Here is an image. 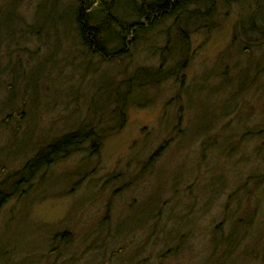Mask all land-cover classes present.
Wrapping results in <instances>:
<instances>
[{
    "label": "rangeland",
    "instance_id": "1",
    "mask_svg": "<svg viewBox=\"0 0 264 264\" xmlns=\"http://www.w3.org/2000/svg\"><path fill=\"white\" fill-rule=\"evenodd\" d=\"M251 1L241 4L218 1L211 23L193 33L195 19H168L149 33V48L144 49L138 43L140 48H134L132 61L121 63L115 58L95 66L101 74L94 76L92 68L91 74L84 75V82L76 85L85 90L78 97L80 111L75 114L72 111L78 107L71 100L65 101L64 93L58 94L54 86L53 91H57L53 92L52 100L50 82L39 74L48 68L44 59L52 63L51 72H45L49 76L65 72L64 59L60 64L55 60L56 66L50 59L51 48H45L44 42L50 35L58 34L60 39L62 33L73 34L69 22L72 2L1 1L0 164L7 163L5 171L19 169L35 152L27 151L33 143L44 144L77 128L80 122L91 119L95 131L113 126L114 120L108 119L113 105L109 99L101 103L96 93L98 87L105 85L102 78L114 74L117 82H121L125 71L127 77L132 68L160 65L158 49L169 39L181 43L178 37L185 32L189 33V51L177 48L187 58L183 70L178 67L169 81L144 92L146 102L127 109L125 125L112 136L104 133L93 156L80 151L45 171L47 182L42 190L50 191L31 206L25 220L32 224L20 218L25 216L20 210L26 205L25 198L11 199L4 205L0 211V241L20 244L23 250L36 245L35 253L44 257L39 264L52 261L53 264H264V46L257 50L259 35L238 30L242 19L246 27L252 23L254 26L259 19L258 9L264 10V0ZM251 3L255 6L250 7ZM130 6L129 0H121L117 16L124 18V9ZM38 16L44 19L38 18L41 23L36 25ZM12 22L27 38L19 50L1 41V37L12 35ZM12 40L17 44L21 39ZM77 46L80 45L74 43L73 50ZM170 49L165 46L161 53L166 69L174 67L178 58L174 51L166 55ZM66 55L56 53L58 60ZM126 64L127 68H122ZM3 68L5 74L1 76ZM19 69H23L22 78L13 76ZM75 76L79 84L80 76ZM239 76L247 78L248 85H244L248 87L247 94L237 87ZM88 81L96 87H86ZM9 82L19 87L27 82L36 83L35 101L45 109L38 108L41 117L39 113L34 123L44 128L45 134H38V126L35 131L31 124V134L20 138L25 120L19 119L18 112L5 121L3 85ZM229 92L234 93L242 110L238 114L232 107L233 111L223 116L222 106L229 104L226 102ZM22 98L18 99L17 108L24 110L26 117L28 108L23 106ZM203 141H207L205 150ZM13 156L20 158L11 163L9 158ZM179 173L186 179L174 186ZM39 179L38 176L34 182L36 189ZM154 195L163 201L158 203L160 213L156 218L153 215L142 229L140 223L146 209L153 214L157 212L148 204L153 202ZM111 221L122 225L118 240L111 249L105 251L104 247V252H100L98 234L113 231L106 225ZM235 227L238 242L232 236L234 245L226 244L225 237ZM64 230L77 234L71 239V247L48 252L46 246H66L59 238H52L54 233ZM31 252L18 255L17 261L27 264Z\"/></svg>",
    "mask_w": 264,
    "mask_h": 264
},
{
    "label": "trees",
    "instance_id": "2",
    "mask_svg": "<svg viewBox=\"0 0 264 264\" xmlns=\"http://www.w3.org/2000/svg\"><path fill=\"white\" fill-rule=\"evenodd\" d=\"M1 1L3 0H0V2ZM70 1L72 2V5L70 6L72 8L73 13L69 16V22L71 23L70 27H73V32L71 31L73 33L72 35L76 39L74 43L83 46L85 48V52H83L86 55H93L94 59L100 60V62H109V60H115L116 58L122 63L123 61H132L134 59V50L137 48V46H143L144 49L149 48L147 46L150 40L149 33L154 32V29L156 27L163 24L170 18L176 17L180 21H191L192 19H195L196 21L194 20V22H192V24L194 25V29H192L191 33H193V30L194 32H196L198 31V29L205 27V24H210L212 21L211 18H213V15L215 13V6L220 0H130L132 2L131 6L129 7L131 9V12L126 15L123 19L117 16V6L121 2V0ZM221 1L226 3L237 4H241V2H244V0ZM254 2V4H259L258 1ZM40 17L42 16L36 17V20L34 22L36 23V25L41 23L37 21ZM259 17L261 19L260 21H263V23L260 25L262 27L252 28L253 23L249 27H246L242 19V26L240 27V29H238L244 34L259 35L260 45L256 47L257 50H260L264 46V10L259 11ZM42 18L44 19V17ZM184 27L185 29L189 28L187 26ZM11 33V36L1 37V41L11 43V45L14 46L15 49L19 50L20 46H23L22 43L24 39L27 40V38L23 37L20 34L18 28L14 25L13 22L11 23ZM157 33L161 34L162 36V32L159 29L157 30ZM182 33L183 32H181L180 34L182 35ZM15 37L21 39L17 40V44L16 40H12ZM178 38L181 40V43L178 41H176L178 42L177 44L172 43V41L169 39L167 41V44L165 45L167 46V48L172 47V49H170L166 53V55L169 52L172 53V51H174V56H178L177 61L174 62V67L171 66L166 69L164 67V64H162L163 62L161 59V53L165 47L163 46L158 49L160 51V65L132 68L131 70H129L127 77V71H125L124 79L121 82H117L116 76L114 74L108 78L101 79V81L105 83V85H103L101 88L98 87L96 93L99 94L100 98L102 99L101 103H105V101L109 99V101L111 102L110 104L113 105V108H111V112H108V119L114 120L113 126L106 125V127L99 128L97 131H95L92 127L93 122L91 119L87 123L80 122V125L72 131L63 133L55 138L52 137L50 141L45 142L44 144H40V147L37 149H32V147V150H27L31 153L34 151L35 152L19 169L14 171H5L7 163L0 164V211L4 207V205L7 204L11 199L21 200L25 198L26 203V199L31 194L30 197L32 196V200L34 198L32 204L30 206L25 205L20 208V210H23L22 212H24L25 214V216L20 217L24 221L28 216L30 208L34 204L35 200H41L42 198L47 196L50 191L45 189L42 190V187L46 186V176L48 172L45 173V171L48 168L69 158L72 154L78 153L80 151H86L88 152V154H90V156H93L92 153L95 152L96 149L99 148V145H101L102 143V139L105 135L104 133H107L105 136H112L118 133L125 125L127 109L130 106L138 104L142 105V102H146L144 101V99L146 98V95H143L144 92L146 93L150 89L158 88V86H160L161 84H164L165 82L169 81L170 77L174 76L177 72L178 67L179 69L183 70V66L187 58H185L184 55L180 54L177 48H181L183 51H189V33L185 32L183 37ZM58 39V34H54L52 36L50 35V37L47 38L44 42L45 48H51L50 59L56 66L57 63L55 62L54 58L56 56V53L59 51V44H57L56 42L58 41ZM110 45H112V47ZM140 46L136 50H139ZM152 47L153 46L151 45L150 49H152ZM9 51L10 50H8L7 52ZM131 51L132 53H130ZM169 57H171V55H169ZM163 58H165L164 54ZM43 62L47 63L48 66L52 64L49 61H46V59H44ZM20 66H22V64ZM132 67L134 66L132 65ZM122 68H127V64L124 65V67ZM22 70L23 69L17 70L13 76H20L21 78L24 77L25 75L22 73ZM51 70L52 68L47 69L46 71L50 73ZM1 71L2 76L3 74H5V69L3 68ZM46 71L43 72V77L45 79H50L52 82L54 81V84L60 83L62 82V80H64L65 76L63 73L60 72L56 76H49L48 73H45ZM7 73L12 74L11 71H7ZM97 73V68L95 67L92 71V74L96 76ZM75 74H72L71 77L74 78L73 76ZM240 79H242V81ZM246 79L247 78L245 76H239V86L237 87L240 91H243V93L247 94L249 92L247 90L248 87H244L247 81ZM251 82L253 85L254 80H251ZM23 84L24 85L22 87H19L14 82H9V85H3V88H6L4 90V94L6 95L4 111H7V115H5L4 119L6 122L7 118L8 120L10 118L12 119V113L18 112L19 114V111H21L18 109L12 112L11 110L12 105H14L15 103H19L18 99L24 97L22 98L23 102H25V100L32 101V99H34L33 101H35V94L37 91L36 83L27 82ZM250 85L251 84H249V87ZM86 87L94 88L96 87V85H94V83L90 84L88 82V85ZM59 88H57V93L62 95L64 93V86ZM239 90H237L236 92H239ZM225 93L226 92H223L222 96H224ZM102 95H104V98H102ZM227 96L228 101L226 102L229 104L226 107L222 106L224 109V113L222 115L225 116L229 112H232V107H235L234 112H238L239 114V112L242 110L239 109L240 102L236 99L234 93L230 94L229 92ZM233 102H235V106H232ZM5 121H3V123L6 124ZM198 131H202V129ZM204 142H206L205 144H207V141H203L202 149L206 148ZM18 158L20 157L13 156L9 158V160L11 161V163H13ZM38 176L40 178L39 180L41 181L39 183V188L36 189L34 182ZM75 176L77 175L75 174ZM175 177L176 178L174 179V181L176 180V182L174 186L180 185L181 180L186 179L185 177H181L180 173ZM80 179H83V177H81ZM215 186H217V184L211 187V190L214 191L213 188ZM176 191L177 190L175 189L172 194L176 195ZM152 201V203L148 202V204L154 208L152 209V211L156 210L157 212L153 214L151 212H146V209V215L144 218L145 221L143 220V222L140 223L142 227L149 219L153 218V215L156 218L160 213V205L158 203L162 204L163 201L157 200L155 198V195L152 198ZM166 201H168L167 198ZM20 205L22 206V203ZM23 221L17 223L16 226L18 224L21 225V223L23 224ZM24 222L32 224V221L30 220H25ZM177 223L179 224L178 227H181L179 221H177ZM157 226L158 224L156 225V227ZM142 227H140V229ZM142 229H145V226ZM235 229L236 227L234 229L232 228L230 233L225 237V239L223 238L226 244L234 245L233 240H231L232 236H235V242H238L237 231ZM172 231L174 232V230ZM132 233L133 232L130 230L129 234ZM173 235L174 238H177L176 234L173 233ZM52 238H59L60 242L66 246H46V248L49 250L48 252H59L65 248L71 247V245L67 241L69 239V236L67 234L65 235L63 233H60L59 237ZM35 246H33L34 248L31 247L28 250H23V246H20V244H12L10 242L3 243L2 241H0V264H22L20 261H17L18 255H28L31 251V256L28 259L29 262L27 264H39V261L44 262L42 261L44 257L41 256L40 253L38 254V252L37 254L35 253V251L37 250V247ZM98 246L100 248V252H104V243L100 241V244ZM69 263L70 262H68L67 264ZM50 264H53V262H51Z\"/></svg>",
    "mask_w": 264,
    "mask_h": 264
},
{
    "label": "bare ground",
    "instance_id": "3",
    "mask_svg": "<svg viewBox=\"0 0 264 264\" xmlns=\"http://www.w3.org/2000/svg\"><path fill=\"white\" fill-rule=\"evenodd\" d=\"M244 1H251V0H244ZM129 2L132 4V2L130 0H129ZM252 5L255 6L253 3H251L250 7ZM130 12H131V9L128 8V7H125L124 13H123L124 17L126 15H128ZM258 12H259V9H258ZM121 19H123V18H121ZM260 20L261 19L259 17L258 21L256 22V24L254 23V26H252V28L253 27L254 28L262 27L260 25L263 23V21H260ZM60 36H61V38L58 39L60 54L63 53V54H67V55L62 57V58H60L59 60H58V57L55 56L54 59L59 64L64 59V62H62V65H63V69L65 70V72L63 71L62 73L64 74L65 77H64V80H62V82L55 83V84H54V81L52 82L50 79H46V80L48 82H50L49 83V86H50L49 89H50L51 93L49 95H50V97H52V100H53V86H54V88H59V87H63L64 86L63 97H64L65 101L66 100H68V101L71 100L72 103H74L78 107V109L75 108L72 111V113L75 114V113H77L78 110L80 111V107L78 106V101H77L78 97L80 95H82V92L85 90V88H83V90H82V88H79L77 86L81 85L80 83L83 81L84 75L87 76V75L91 74L92 68L94 69L95 66H97L98 64L105 63V62H102V61L100 62V60L94 61L93 55H91V56L86 55L84 53L85 52L84 51L85 48L83 46H81V45L75 47V49L73 50V44L76 41V39H73L74 36L72 34L71 35L70 34L67 35V32H66V33L60 34ZM79 51H81V52H79ZM77 52H79V53H77ZM73 61L75 63H73ZM47 67H48L47 69H51L52 68V64L50 66H47ZM39 74H42L40 76L43 77V72L40 71ZM72 74L80 76V79L78 81L79 84L76 83L77 79H76L75 75L73 76L74 78L71 77ZM88 82L90 83V81H88ZM54 91H57V90H54ZM23 106L24 107L26 106L28 108V112H27L26 117H23L24 113H26V112H24V110H21L19 112V119H21V120L24 119L25 120L24 123H23L24 127H23V129H21V132H19L20 138H23V137L31 134V132H32L31 124L34 125V129L36 131V127L38 126V124H36L34 122H37V120L39 119V113H40V117H41V112H38V108H41L42 111H43V109H45V106H43L42 104H39L36 101H30V100H25V102H23ZM11 110H12V112L18 110L17 103L12 105ZM38 134H45V129L44 128L41 129L40 126H38ZM33 145L34 146H33L32 149H35V148L37 149V148L40 147V143H38V142L37 143H33ZM28 152H30V151H28ZM33 200H34V198H33ZM33 200H32V196L31 197L29 196L26 199V205L30 206L32 204ZM104 226H106V225H104ZM121 226L122 225H120V226L117 225L116 222H112L111 224L108 223V227L111 230H113V231H109V232L106 231V232L98 234V237L104 243L105 251H107L108 249H111L115 245V243L117 242L118 234H119L118 232L121 231ZM114 230L117 233H115ZM62 233L65 234V235L67 234L69 236V239L67 241H68V243L70 245H71L72 237L77 235L73 230H64ZM59 234H60L59 232L54 233L52 235V237H59ZM155 237H156V239H158L157 236H155ZM77 247H78V245H77Z\"/></svg>",
    "mask_w": 264,
    "mask_h": 264
},
{
    "label": "flooded vegetation",
    "instance_id": "4",
    "mask_svg": "<svg viewBox=\"0 0 264 264\" xmlns=\"http://www.w3.org/2000/svg\"><path fill=\"white\" fill-rule=\"evenodd\" d=\"M53 262V261H52Z\"/></svg>",
    "mask_w": 264,
    "mask_h": 264
}]
</instances>
